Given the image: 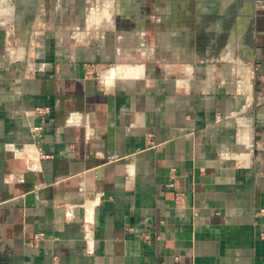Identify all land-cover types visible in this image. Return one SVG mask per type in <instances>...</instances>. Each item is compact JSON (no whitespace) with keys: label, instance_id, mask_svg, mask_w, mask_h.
Here are the masks:
<instances>
[{"label":"crops","instance_id":"1","mask_svg":"<svg viewBox=\"0 0 264 264\" xmlns=\"http://www.w3.org/2000/svg\"><path fill=\"white\" fill-rule=\"evenodd\" d=\"M39 1L0 31V264H264V11Z\"/></svg>","mask_w":264,"mask_h":264},{"label":"flooded vegetation","instance_id":"2","mask_svg":"<svg viewBox=\"0 0 264 264\" xmlns=\"http://www.w3.org/2000/svg\"><path fill=\"white\" fill-rule=\"evenodd\" d=\"M146 3H149L148 6L151 7L152 5V0H145ZM144 1V2H145ZM198 3V5H202V9L205 6L207 0H191L190 4L193 3ZM138 4H142L143 1L142 0H137ZM118 5H124V0L120 1L119 3H117ZM226 4L229 5V9H228V14L227 17L224 18V23L223 25L226 26H230L232 22L235 21L236 17L241 16L243 21L246 23V27H247V35L246 37H248L249 34V30H251L252 28H256L258 26L262 25V21H261V17L260 14L261 10L264 11V0H262V4L258 5L259 2L256 0H228L226 1ZM201 7V6H200ZM148 8V7H147ZM241 9V14L238 13L237 11ZM218 17L215 16L214 14H211L208 12V14H203L201 19L202 21H215ZM222 19V18H221ZM241 19V18H240ZM226 34L224 33L223 36H225Z\"/></svg>","mask_w":264,"mask_h":264},{"label":"rangeland","instance_id":"3","mask_svg":"<svg viewBox=\"0 0 264 264\" xmlns=\"http://www.w3.org/2000/svg\"><path fill=\"white\" fill-rule=\"evenodd\" d=\"M27 0H0V10L2 11V13L0 12V31H2L4 33V26H3V23L5 22V12H7L8 10H16V11H19V9L21 8V6L24 5V3L26 2ZM51 1L52 0H41V2L39 3V5L41 4V7H48L50 4H51ZM62 1V4L64 5L66 2L65 0H61ZM77 1L78 4L80 5H84L85 7H89V8H99L101 7V9H109V5H113L114 3H119V0H86L84 2V0H75ZM168 0H157L156 2V5H158L157 9L159 11V13L161 14V12L164 14H167L165 12H167L168 8H167V5H168ZM186 1L187 5H189L188 3L191 1V0H180V3L183 5V2ZM258 2H262V0H256ZM54 2V1H53ZM208 4H210L212 7H214L213 5L216 4L215 3V0H207ZM30 3L32 5H37L36 3V0H30ZM55 3V2H54ZM53 3V4H54ZM191 3V2H190ZM213 4V5H212ZM262 3H259L258 5H261ZM192 5V4H191ZM193 6H198V3H193ZM209 6V5H208ZM188 9V8H187ZM213 9V8H211ZM159 14V17L161 18L162 15ZM93 16H96L95 14ZM95 21L98 20V16L94 17L93 18ZM4 21V22H3Z\"/></svg>","mask_w":264,"mask_h":264},{"label":"built area","instance_id":"4","mask_svg":"<svg viewBox=\"0 0 264 264\" xmlns=\"http://www.w3.org/2000/svg\"><path fill=\"white\" fill-rule=\"evenodd\" d=\"M45 111H47V109H41V108H38L37 109V112L38 113H42V112H45ZM43 237V233H36L34 236H33V242H35L36 240H38V239H41Z\"/></svg>","mask_w":264,"mask_h":264}]
</instances>
